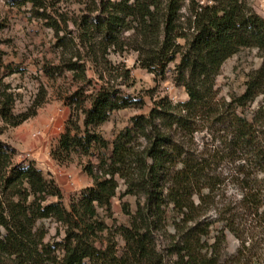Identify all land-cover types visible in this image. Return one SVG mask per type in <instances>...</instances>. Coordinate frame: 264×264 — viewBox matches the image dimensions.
<instances>
[{"label": "trees", "instance_id": "trees-1", "mask_svg": "<svg viewBox=\"0 0 264 264\" xmlns=\"http://www.w3.org/2000/svg\"><path fill=\"white\" fill-rule=\"evenodd\" d=\"M108 1L102 4L103 15H98L95 30L107 38L123 18H133L138 34L151 47L143 65L170 62L179 56V79L189 98L178 104L164 100L149 114L133 116L131 125L115 137L98 173L85 166L94 185L72 200L69 209L51 175H45L33 161L14 163L13 148L0 142V264H264V230L259 231L264 229V135H257L252 121L236 110L230 112L229 145L232 154L239 153L237 173L243 183L241 198L226 212L227 230L239 240L232 253L225 245L224 231L210 236V226L198 215L201 203L194 201L210 165L185 149L179 136L183 132L193 136L198 119L210 115L221 65L245 45L257 48L263 62L237 97L238 105L264 94V17L250 0L198 4L192 8L194 32L181 50L170 42L177 30L181 0H168L165 6L160 0ZM88 99L90 105L82 102L51 151L58 162H69L76 153L89 155L94 148L109 147L97 127L113 111L137 103L109 86ZM0 105V116L12 126L36 113L16 117L13 100L5 99ZM251 168L255 172H250ZM117 176L126 185L124 195L138 198L137 210L128 212L129 225L110 226L98 208L111 209L119 187ZM169 205L176 213L172 219L168 217ZM46 218L64 225L65 236L60 242L44 241L46 232L38 223ZM104 232L107 240L100 236ZM116 234L125 241L122 253L117 250Z\"/></svg>", "mask_w": 264, "mask_h": 264}, {"label": "rangeland", "instance_id": "rangeland-1", "mask_svg": "<svg viewBox=\"0 0 264 264\" xmlns=\"http://www.w3.org/2000/svg\"><path fill=\"white\" fill-rule=\"evenodd\" d=\"M160 1L163 6L168 2ZM104 2L109 1L0 0V102L13 100L16 117L36 110L35 115L17 126L5 123L0 116V142L13 148L14 163L33 161L45 175H51L61 188L62 202L68 209L72 200H78L86 188L94 185L85 166L89 165L98 173L101 160L112 151L115 137L131 125L133 116L149 114L164 100L178 104L189 98L179 79V56L170 62L143 65L151 47L138 34L133 18H123L114 34L107 38L95 30L98 15H103ZM214 2L181 0L179 18L175 21L177 30L169 40L175 48L184 49L187 38L194 32L192 8ZM250 3L264 17V0H250ZM163 38L164 35L160 39ZM262 62V53L249 45L227 58L215 79L214 97L210 102L214 109L210 115L198 119V131L193 136L185 132L179 134L184 148L199 160L206 159L210 165L194 201L201 203L203 209L198 215L210 226V236L224 231L229 253L236 250L239 240L227 230L229 213L226 212L234 208L243 189L242 177L237 173L241 163L239 153L232 154L229 145L230 112L236 110L252 121L257 135H264V94L243 105H238L237 101L245 91L247 80ZM103 86L121 90L137 103L113 111L109 119L97 127L109 147L94 148L89 155L76 153L71 161L58 162L51 151L57 147L69 119L81 110L82 102L89 106L88 97ZM79 119L83 125L81 111ZM250 172L255 169L251 168ZM117 179L119 187L111 200V209L99 207L98 211L110 226L129 225L128 212L135 213L138 198L124 195V180L119 176ZM175 215L169 205L168 217L172 219ZM38 225L46 232L45 242L54 244L65 236L64 225L54 218L41 219ZM263 230L261 227L259 231ZM107 235V232L100 234L106 240ZM115 240L118 252L122 253L123 237L116 234ZM162 240L167 243L165 237Z\"/></svg>", "mask_w": 264, "mask_h": 264}]
</instances>
